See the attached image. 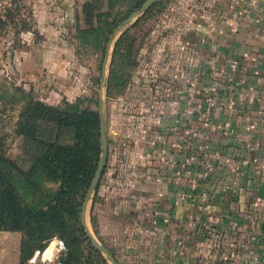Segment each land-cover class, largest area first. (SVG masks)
I'll use <instances>...</instances> for the list:
<instances>
[{
	"label": "rangeland",
	"instance_id": "obj_1",
	"mask_svg": "<svg viewBox=\"0 0 264 264\" xmlns=\"http://www.w3.org/2000/svg\"><path fill=\"white\" fill-rule=\"evenodd\" d=\"M3 1L0 137L4 156L25 171L32 162L28 142L17 133L19 114L30 97L53 107L81 98V107L100 111L101 87L107 153L85 215L97 242L120 264H264V213L257 214L264 210V140L230 145L214 139L207 144V109L237 96L234 83L240 84L242 99L249 96L247 86L258 83L252 77L258 71L252 70L257 59L250 53L261 45L253 44L255 39L242 43L236 38L244 36L246 30L237 28L238 21L254 0H153L127 22L146 0L139 7L140 0H97L99 11L107 13L99 22L87 12L91 0ZM225 8L229 13L224 14ZM99 26L97 37L92 29ZM88 29L91 32H84ZM53 34L65 41L67 58L56 70L63 78L46 75V69L36 71L39 66L29 72L31 64L13 57L25 48L38 54L54 43H45V36ZM115 47L120 52L113 59ZM252 93L261 95L258 100L264 106V88ZM232 100L230 112L237 104ZM162 123L166 143L161 139ZM236 137L234 133L232 139ZM61 139L73 142L71 133H63ZM225 144L231 170H222L215 161L219 154L210 150ZM165 151L182 152V158L179 165L168 158L158 176L184 186L167 190L160 196L167 205L158 207L155 191L145 193L141 184L147 177L149 182L157 179L155 172L144 173L148 164H160L155 156L159 152L167 156ZM161 160L166 162L164 157ZM60 183L43 178L36 202L46 208ZM88 191L79 217L82 227ZM80 198L78 192L77 202ZM212 198L220 203L208 207ZM172 215V225L162 218ZM83 232L87 236L84 227ZM27 237L23 231L0 229V264H20V245ZM52 244L56 251L49 260ZM82 245L85 257L89 256V245L86 241ZM64 251V243L55 236L27 262L60 264ZM94 257L84 264H99Z\"/></svg>",
	"mask_w": 264,
	"mask_h": 264
},
{
	"label": "trees",
	"instance_id": "obj_2",
	"mask_svg": "<svg viewBox=\"0 0 264 264\" xmlns=\"http://www.w3.org/2000/svg\"><path fill=\"white\" fill-rule=\"evenodd\" d=\"M96 1L88 2L87 12L92 17L96 15L99 22L100 16L107 13L99 11ZM144 1L140 0L136 7ZM92 30L98 37L102 27ZM104 51L105 46L103 54ZM119 52L115 47L113 59ZM111 68L116 74V68ZM81 100L77 98L74 103L66 102L60 107L50 106L34 97L26 101L17 121V133L28 142V153L33 158L26 171L4 156L0 137V229L23 231L29 235L20 245V264H30L27 260L34 251L44 248L46 241L55 236L65 245L60 264H84L94 256L99 264H108L85 236L79 220L100 154L99 110L81 107ZM63 133H71L73 142H64L61 139ZM43 178L61 182L46 208L36 202ZM83 241L89 245L87 257Z\"/></svg>",
	"mask_w": 264,
	"mask_h": 264
},
{
	"label": "crops",
	"instance_id": "obj_3",
	"mask_svg": "<svg viewBox=\"0 0 264 264\" xmlns=\"http://www.w3.org/2000/svg\"><path fill=\"white\" fill-rule=\"evenodd\" d=\"M250 4H251V6L249 8H247V10L249 12H245L243 14V17H241V20L238 21V26H237V28L241 29V31L246 30L243 33L244 36L239 37L237 35L236 38L239 41H241L242 43H246L247 40L255 39V41H254L255 43H253V44H260L261 45V48L259 51L255 52V53H253V51H252L250 53L251 58H253L254 60L257 59L256 65H255L256 69L252 68V70H258V71L253 72L252 77L255 78V80L258 82L257 83L258 85L254 84L253 88H250L247 86L246 89H247L248 93H245V94L249 95V96L244 97L242 99L241 90L239 89L240 84H238V87H237V83H234L235 84L234 89L237 91V96H234L232 98L233 100L229 99V98H225V101L222 104L216 105V106L210 108V110L207 109V144H209V142L213 141L214 139L218 140V141H226L230 145H233L236 143L241 144L244 141H245V143H247V140L248 141H250V140L253 141L254 139L259 140V141L264 140V139H262V137L264 136V116L261 115V110H263V112H264V108H260V107H264V106H262L260 103L261 101L258 100V98L261 99V95L258 94V96H256L257 94L252 93L253 91H255V92L258 91L260 88H264V72H263L264 71V1L263 0H260V1L254 0V2H252ZM227 13H229V10H227V8H225L224 14H227ZM254 30H255V32H254ZM258 30H260V32ZM45 38H46L45 43L46 42L47 43H53L54 42V43L53 44H47V46L42 47L40 49V51H38V54H36V51H33L30 48H25L24 50L18 51L16 53L17 55L14 54L13 57L17 60H22L23 62H27V64H26L27 66H30V64H31V67L29 68V72H30V70H32V67H38L39 66L37 68L38 70H36V71H41V70L44 71L46 69L47 72L46 71L43 72L46 75H49V76L53 75V76H56L59 78H63L61 76V74H57L56 70H58L57 69L59 67L58 64L61 61V59L67 58V56H66L67 54H66V52L64 53V49L62 48V45L65 44V41L61 40V37L58 34L57 35H55V34L47 35V36H45ZM52 38L53 39H59V40L54 41V40H52ZM33 44L34 43H29V45L31 47ZM51 45H53L54 47L51 48ZM57 46H59V48H57ZM32 61H35V62L40 61V62L39 63H33ZM261 70H263V71H261ZM21 74L23 75L22 72H21ZM29 74H31V73H29ZM235 98L237 100H235ZM230 100H232L233 102H237L235 107L232 108L233 112L229 111L231 108V104L229 103ZM249 101H253V102H257V103L254 105H251V104H249ZM246 113L249 116V118L252 119V120H250L251 122L248 120ZM256 114H259L260 116L257 117ZM244 116L247 117V120L245 119ZM244 126L245 127L250 126L251 130L244 128ZM163 127H164V124L162 123V127L160 128V130L162 131V132L161 131L160 132L163 136L161 138V139H163L162 143L164 142L165 138L167 137V134L163 133ZM226 128H232L231 129L232 133L231 132L228 133L226 131ZM211 130H213V131H211ZM234 133L237 134V137L232 139V136ZM163 134H165V135H163ZM166 142L167 141L165 140V143ZM227 146H229V145L225 144L224 146H221V148H219L217 150L209 148L211 151L219 154L217 156V159H215V161L217 162L218 166L222 170L233 169V168L228 167V161H227V159H225L227 154L224 155V152L226 150L225 147H227ZM165 152L167 153V156H164V154H163V156H160L161 152H159L155 156V158H157V160L159 161L160 164L158 166H154V167L149 166V164H148V168H147L148 172L144 173L145 175H147V173L149 175V173L155 172V175H156L155 178H157V179L149 182L150 180L147 177L146 180H144V182L141 184V186L145 188L144 189L145 193L147 191H150V192H152L153 190L155 191V194L157 195L156 196V202H157V204H159V205H157L158 207H164V205H167V204H164L163 201L161 200L162 195L165 196V192H167V190L174 189V188L182 185L180 182H174L173 180H168V178L166 179V178H163L162 176H158V174H161V172L163 171L162 167H165V165L167 164L168 158L176 160L177 165H179L181 158H182V152H180V153L179 152H171V151H165ZM169 154H170V156H169ZM146 157H150V156H146ZM163 157L166 159V162L165 161L163 162L161 160ZM184 160H186V158ZM203 167H204L203 170L205 171V166L203 165ZM200 170H201V168H200ZM206 171L208 173L212 172L211 168H209L208 165H207ZM182 186H184V185H182ZM259 194L260 193L258 192L257 197ZM234 199H235V201H237L236 199H238V198H234ZM167 200L170 202L168 197L166 198L165 202H167ZM174 201L175 200H173L172 202L174 203ZM219 203H220L219 200L217 201V199L212 198V200L207 201V206L208 207L209 206L214 207V206H217ZM260 213H264V210L261 212H258L257 214H260ZM162 218L164 219L165 222L170 223L171 225H172V222H175V221H173L174 220L173 215L171 216V218H166V217H162ZM162 218L160 217L159 219L162 220ZM254 224H255V222H254ZM256 224H257V221H256ZM254 228H255V225H254V227L252 226V228L248 231L252 232V230Z\"/></svg>",
	"mask_w": 264,
	"mask_h": 264
},
{
	"label": "water",
	"instance_id": "obj_4",
	"mask_svg": "<svg viewBox=\"0 0 264 264\" xmlns=\"http://www.w3.org/2000/svg\"><path fill=\"white\" fill-rule=\"evenodd\" d=\"M152 2H153V0H146V2L142 5L141 9L134 11L127 18V20L125 22L131 20L133 17H135L141 11L146 10ZM109 45H110V43L108 44V47H107V50H106V55H105V60L103 62V65H105V62L107 60V56H108V52H109ZM101 92H102V89L100 87L99 94H98L99 96L98 97H99V104H100V111L99 112H100L101 154L99 156V160H98V163H97V168L95 170V173H94L93 179L91 181V184H90V187H89V191H88L85 203H84V208H83V211H82V224H83L85 232H86L88 238L90 239V241L92 242L93 246L97 250H99L102 253V255H104L105 259L108 260L111 264H117L115 262L114 258L108 252V250H106L105 247L102 246L99 242H97V240L93 237L92 233L90 232V230H89V228H88V226L86 224V216H85L86 215V208H87L89 196L94 191V189L96 188V186L98 184V181L100 179V176H101V173H102V170H103V165H104V160L106 158V153H107V138H106V132H105V126H104L103 107H102L103 100H102V93Z\"/></svg>",
	"mask_w": 264,
	"mask_h": 264
},
{
	"label": "bare ground",
	"instance_id": "obj_5",
	"mask_svg": "<svg viewBox=\"0 0 264 264\" xmlns=\"http://www.w3.org/2000/svg\"><path fill=\"white\" fill-rule=\"evenodd\" d=\"M55 251H56L55 245L52 244V245L50 246V248L48 249V252H47V254H48L47 259H49V260H53V257H54V254H55Z\"/></svg>",
	"mask_w": 264,
	"mask_h": 264
},
{
	"label": "built area",
	"instance_id": "obj_6",
	"mask_svg": "<svg viewBox=\"0 0 264 264\" xmlns=\"http://www.w3.org/2000/svg\"><path fill=\"white\" fill-rule=\"evenodd\" d=\"M2 2L5 4V1H3V0H0V5H1V3H2ZM10 5H11V4H10Z\"/></svg>",
	"mask_w": 264,
	"mask_h": 264
}]
</instances>
